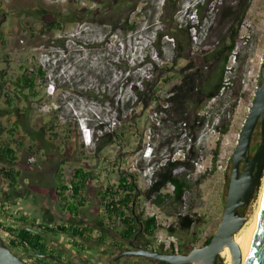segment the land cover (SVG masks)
<instances>
[{
    "label": "rangeland",
    "instance_id": "rangeland-1",
    "mask_svg": "<svg viewBox=\"0 0 264 264\" xmlns=\"http://www.w3.org/2000/svg\"><path fill=\"white\" fill-rule=\"evenodd\" d=\"M18 1L21 2L0 0V39L3 38L7 45L0 48V55L3 57L0 63L4 69L10 71H7L5 76L7 79L4 78L11 80V76L24 72L25 69L34 70L39 75L40 67L45 72L44 77L38 76L39 95L32 97L30 91L25 90L28 98H24L21 107V111L26 112V116L20 113L22 130L24 134L31 133L35 139L34 145L25 144L17 149L20 152L18 166L21 167L22 176L29 174V171H32L30 174L33 175L38 165L52 170L60 168L63 161H66L63 164L64 178L69 176L70 169L79 166L91 170L96 176L88 184L85 193L86 204L79 216L68 214L60 208L57 204L60 198L56 193L59 190L57 187V190L53 185L44 189L38 188L46 194L47 197L41 199L48 202L46 211L48 209L53 218H50L52 220L47 221V224L39 213L33 214V224L36 221L41 222L44 226L40 229H43L49 238L57 241L51 243L56 245L59 241L58 245L63 250L68 249L75 253L83 251L76 247L73 237L60 235L58 231H48L44 228L45 225L74 223L90 226L93 235H89L92 241H88V245L99 249L98 247L104 245L100 241L117 240L124 230L122 222L118 219L106 218L102 221V217L105 218L100 200L103 185L118 182L123 174L134 173L138 189L143 190L146 182L144 175L149 173L154 162L166 153L164 148L157 150L163 145L167 148L174 147L173 159H183L188 156L189 150L194 148L197 158L192 161L194 169L189 177L195 180L206 170L212 169L213 153L219 143L216 169L198 187L186 191L183 205L180 207L182 213L189 212L198 218L196 223L189 230L178 229L172 237L167 226L175 224L176 216L166 214L162 210L157 218L159 227L154 235H141L138 241L168 249L170 252L173 246L170 245L171 240L177 241L179 252L202 245L204 239L214 233L220 222L232 154L256 90L261 84L264 0H253L250 6L237 45L227 64L224 88L216 98L206 104L203 110L206 120L195 143L190 142L183 133L172 139L171 144L165 145L166 136L170 132L167 124L160 122V114L148 109L138 124L126 130L121 144L110 145L101 152L96 151V145L102 133L123 123L118 120L117 112L118 109H124L126 100L132 97L130 84L139 82L152 72L149 61L157 66L163 62H172V38L166 35L157 37V32L164 31L166 24L162 18L164 0H146L141 3L131 15V20L137 21L136 29L133 30H126L123 20H119L122 7L111 5L107 13L99 11L98 8L105 0ZM142 5L146 6V14L138 16L136 12ZM213 6L214 2L205 6L203 13L206 18L203 22L197 20L194 11H191L186 3L176 11L180 32L183 36H192L194 51L213 48L223 32V28L218 25L211 26ZM74 13L77 15H73ZM167 13H170L169 10ZM56 18L59 23L54 25L56 28H51L49 23ZM188 24H196L197 27L187 30ZM160 52L162 57L159 56ZM184 63L181 59L173 66L178 68ZM152 73L156 75L159 71ZM51 84L53 91L48 92ZM13 86L7 85L5 89L15 90ZM132 104L133 102L130 103ZM135 108L138 113L141 112L140 106ZM224 121H229V131L221 135L219 130ZM255 130L257 135L252 140L251 156L260 141V123ZM88 132L91 135V143L85 142ZM150 150L152 154L147 156ZM67 152H70L69 156L66 155ZM44 154L48 155V158L44 157ZM243 166L244 164L242 168ZM183 171L186 169L180 167L176 172ZM263 177L264 171L255 195L245 207L247 221L256 212L263 188ZM130 178L133 179V176ZM19 192L17 193L23 196L26 189L22 187ZM27 198L25 197L22 203ZM35 199L37 201V198ZM28 200L31 201V198ZM142 208L144 206L140 202L137 207L138 218L146 219L147 215L141 211ZM17 219L18 222H13V227L24 224L20 218ZM36 228H39L38 224ZM98 230L106 231V235L98 237ZM0 234L10 245L13 236L1 227ZM15 251L20 253L19 250ZM111 253L112 251L108 250L107 256ZM96 262L102 264L104 261L101 258ZM226 262L225 257L220 255L219 264ZM133 264L147 262L144 258H138Z\"/></svg>",
    "mask_w": 264,
    "mask_h": 264
},
{
    "label": "trees",
    "instance_id": "trees-1",
    "mask_svg": "<svg viewBox=\"0 0 264 264\" xmlns=\"http://www.w3.org/2000/svg\"><path fill=\"white\" fill-rule=\"evenodd\" d=\"M145 1L105 0L104 4L98 9L103 13H107L111 5L122 7V14L119 20H123V27L126 30H133L136 29L137 21L131 20V15ZM213 2L212 10L214 16L211 19V26L216 24L218 27L223 28V32L213 48L200 52L194 51L192 36L188 35L186 37L180 32L181 27L176 11L180 10L181 6L186 3L188 8L194 11L197 20L203 22L206 18V14L203 13L204 8L208 3ZM252 2L253 0H164L162 18L166 24L164 31L159 30L157 32V37L161 38L166 35L172 38L174 43L172 62L171 64L163 62L157 66L156 63L149 61L152 66L151 71L155 72L158 70L159 73L153 75L150 72L147 77L139 82L134 81L130 84L132 97L126 100L125 108L118 109L117 112L118 120L123 121V123L121 126L102 133L96 145V151L101 152L110 145L121 144V140L126 135V130H130L135 124H138L148 109L160 114V122L167 124L170 132L166 136L165 145L171 144L172 139L174 140L183 133L186 134L190 142L195 143L206 120V116L203 113L206 104L216 98L222 88H224L227 64L237 45L240 30ZM168 10L170 13H167ZM146 11V6L142 5L136 15H145ZM73 15H77V13ZM57 23H59V19L56 18L55 21H51L49 24L51 28H56L54 25ZM106 23L110 24V22ZM191 27L196 28L197 25L188 24L187 30ZM159 56L162 57L161 52ZM234 57L236 59V55ZM181 59L185 61L182 66L178 68L173 66ZM7 71V69H3L0 72V87L5 89L7 85H14V89L18 88L20 93L18 95L15 94V90L8 91L5 89L8 104L16 101L17 97L19 100L25 101L24 98L27 97L25 90H29L32 97L39 95L37 90L38 76H45V72L40 67L38 69L39 75L34 70L25 69L19 75L9 76L11 80L8 81L5 80ZM131 102H133L132 105H130ZM135 106H140L141 112L138 113ZM229 126V121L222 122L219 130L220 134H226L229 131ZM21 144L20 146H22ZM163 148L166 153H163V156L154 162L153 181L149 187L143 190L138 189L135 183L136 176L131 173L120 176L117 186L114 187L109 182L107 185H103L102 190H100L101 207L105 215V218L102 217V221L106 218L120 220L124 227V237L128 239L135 237L138 233L139 237L141 235L151 237L159 227L155 216L146 217V219L138 218L137 207L140 202L145 200L151 201L166 214L176 216L175 224L167 226L170 235H174L178 229H191L198 220L189 212L182 213L180 207L183 205L186 191L193 187H198L216 169L219 143L213 153L212 169L206 170L195 180L189 177L194 169L192 161L197 158L194 148H191L188 156H184L183 159L172 158L174 147L168 146L167 148L163 145L157 150ZM68 150L70 151L71 149L69 148ZM17 151L8 144L0 146V155L4 156L7 163L10 164L9 168H0V177L8 179L10 181L9 186L14 185L18 181L20 174L19 171L13 169V166L18 163ZM69 153L67 152L66 155L69 156ZM65 163L66 161H63L62 166L57 169L59 178L65 176V165H63ZM180 167L185 168L186 171L176 172ZM69 176H71L69 182L71 183L72 193L67 192L69 187L65 183L66 178H61V183L57 187L59 190L56 191L57 195L60 196L58 202L63 211L73 216H79L87 200L85 188L96 176L94 172L83 166L70 169ZM131 176H133V179L130 178ZM169 185L173 186L172 190ZM3 210L4 208L0 207V215H2ZM20 220L27 224L25 216H21ZM29 225L37 227V224ZM43 226V224H38L39 228ZM0 227L13 236L10 246L14 250L26 248L43 253L49 250L47 249L48 246L43 242L42 235L28 230L25 226L10 227L5 226L0 221ZM44 228L51 232L58 231L83 237L88 236L86 232L92 233L90 226L74 223L57 224L55 226L45 225ZM211 238L212 234L204 239L203 244L208 243ZM75 244L80 249H84L87 246L77 240ZM172 252H174L173 249ZM38 261L46 260L40 258Z\"/></svg>",
    "mask_w": 264,
    "mask_h": 264
},
{
    "label": "water",
    "instance_id": "water-1",
    "mask_svg": "<svg viewBox=\"0 0 264 264\" xmlns=\"http://www.w3.org/2000/svg\"><path fill=\"white\" fill-rule=\"evenodd\" d=\"M262 65H264V56ZM260 123L261 136L254 154L251 144L256 126ZM244 164L243 168L242 165ZM264 171V75L254 95L251 109L238 137L232 154L228 187L222 216L211 240L183 252L156 251L137 248L133 254L153 257L170 264H219L221 251L227 246L233 256L234 264H264V189L256 219L253 236L248 242V250L242 259V249L235 241V235L247 221L245 207L249 205L260 185ZM34 233L41 231L33 226H25ZM33 256L50 259L57 264H67L51 253L33 252ZM0 264H30L17 253L0 234Z\"/></svg>",
    "mask_w": 264,
    "mask_h": 264
},
{
    "label": "crops",
    "instance_id": "crops-1",
    "mask_svg": "<svg viewBox=\"0 0 264 264\" xmlns=\"http://www.w3.org/2000/svg\"><path fill=\"white\" fill-rule=\"evenodd\" d=\"M20 3H22V0ZM5 43L6 41L4 42V39L1 38L0 48L6 47L7 45H5ZM0 57L1 62L3 57L1 55ZM1 65L2 64L0 63V72L4 69V67H2ZM8 72L10 73V71ZM19 73L20 72L15 74V76L19 75ZM5 92L6 90L0 87V146L8 144L10 147H14L17 150V148L20 147L21 143L22 147L25 144L31 146L34 145V136L31 133L24 134L20 123L22 116L20 113H23L21 111V107H23L24 101L19 100V98L17 97L16 101L8 104L6 101ZM15 94L20 95L18 88H15ZM23 115L26 116V112H24ZM11 129L12 131H10ZM25 136H27L26 139ZM47 139H50V137H47ZM19 153L20 152L17 151L16 154L18 161L20 159ZM44 157L48 158V155L44 154ZM18 164L19 163L13 166V169L15 171L20 172L18 181L14 185L8 186L7 189L0 190V207H3L5 210L2 212V215H0V221H3L4 225L7 224L8 226H12L14 225L13 222H18L17 218L25 216L27 224L24 223L23 225H15L18 227L31 226L29 224H33L34 222L33 214L39 213L44 218L43 222H49V220H52L50 218L53 217L51 216L52 214L48 212V209L46 211L48 202L41 199L47 196L43 191L40 192L38 188L44 189L46 188V186L51 187L53 185V187L57 190L56 187H58V185L61 183V178H63L64 176H61V178H59L57 171L54 172L52 168H48L44 165L36 166L33 175L30 174L32 171H29V174L22 176L21 167H19ZM2 167L9 168L10 164L7 163L4 156L0 155V168ZM57 169L58 167L56 168V170ZM22 187L26 189V193L23 196L31 198V201L27 198V200L22 203L25 197H23L22 194L17 193ZM32 197H34V199H32ZM35 198H37V201H35ZM57 204L59 205L58 202ZM35 224H41V222L36 221Z\"/></svg>",
    "mask_w": 264,
    "mask_h": 264
},
{
    "label": "flooded vegetation",
    "instance_id": "flooded-vegetation-1",
    "mask_svg": "<svg viewBox=\"0 0 264 264\" xmlns=\"http://www.w3.org/2000/svg\"><path fill=\"white\" fill-rule=\"evenodd\" d=\"M264 75V65L261 66V82L263 79ZM256 131V130H255ZM256 132L253 137H255ZM54 171H57L56 168ZM88 189V186L85 188V193L86 190ZM43 237V242L48 246L47 249L48 252L46 253H51L59 258H62L64 262L67 264H97L96 261L99 259L103 258L102 264H133V261L138 259V258H144L147 264H161V263H167L170 264L166 261H162L160 259H156L153 257H147V256H140L137 254H133L132 251L136 250L137 248H146V249H152L156 251H168V249L161 248L159 246H151L150 244H147L145 242L139 243V233L133 237V238H126L124 237V230L120 233V236L117 237V240L111 239L110 241H100L104 245L102 247H98L99 249H96V247H90L88 245V241H92L89 238V235H93V233L86 232L88 236L83 237V236H74L69 233H62L59 232L60 235L66 234L71 237H73V241L75 242L76 240L79 242H83L85 245L84 249H82V252L75 253L72 251H69L68 249L63 250L58 244L60 242L58 241V244H54L51 242H57L56 240H53L52 238H49L48 235H46L45 231L43 229L38 228ZM106 232V231H105ZM103 232L102 230H98L96 233H98V237L105 236L106 233ZM95 235V234H94ZM85 236V235H84ZM52 239V240H51ZM105 240V239H104ZM62 244V243H61ZM77 247V246H76ZM81 251V249H79ZM108 250H111L112 253L108 255ZM23 258L29 262L30 264H57L50 259H45L46 261L39 262L38 259L39 257H35L32 255L35 250L32 249H21L19 250ZM88 253V255L86 253ZM170 252V251H168ZM172 252V251H171ZM75 253V254H74ZM34 259V260H33ZM43 259V258H41ZM32 261V262H31Z\"/></svg>",
    "mask_w": 264,
    "mask_h": 264
},
{
    "label": "built area",
    "instance_id": "built-area-1",
    "mask_svg": "<svg viewBox=\"0 0 264 264\" xmlns=\"http://www.w3.org/2000/svg\"><path fill=\"white\" fill-rule=\"evenodd\" d=\"M53 91V85H49L48 87V92H52ZM83 128V127H82ZM86 143H91V135H90V132H88V135H87V140H85ZM152 154V150L148 151V154L147 156H151ZM197 163V162H195ZM152 175H153V168L151 170H149V173H147L146 175H144L146 177V182H145V186H144V189L149 187L151 184H152ZM71 180V176H68L66 178V181L65 183L68 185V190L67 192L68 193H72V189H71V183L69 182ZM9 180L4 178V177H0V190H4V189H7L8 186H9ZM112 185L117 186L118 185V182H112L111 183ZM170 189L172 190L173 189V186L172 185H169ZM142 205L144 206V208H142V212L145 213L147 215V217H152V216H155L156 218H158V215L160 214V212H162V210L160 209V207H158L157 205L151 203V201L149 200H145L142 202ZM173 237V235H172ZM173 245L172 249L174 252H179V246H178V243L177 241L175 240H171V243L170 245Z\"/></svg>",
    "mask_w": 264,
    "mask_h": 264
},
{
    "label": "bare ground",
    "instance_id": "bare-ground-1",
    "mask_svg": "<svg viewBox=\"0 0 264 264\" xmlns=\"http://www.w3.org/2000/svg\"><path fill=\"white\" fill-rule=\"evenodd\" d=\"M263 189H264V179H263L262 191ZM261 198H262V192H261L260 200H259L254 216L250 220H248L246 224L243 227H241L240 230L235 235V241L238 244V246L242 249V259H244L247 254L248 242L253 236L254 231H255L256 219H257V215H258V211H259V207L261 203ZM220 254L223 257H225V260H227L226 264H234L232 253L227 246L221 251Z\"/></svg>",
    "mask_w": 264,
    "mask_h": 264
},
{
    "label": "clouds",
    "instance_id": "clouds-1",
    "mask_svg": "<svg viewBox=\"0 0 264 264\" xmlns=\"http://www.w3.org/2000/svg\"><path fill=\"white\" fill-rule=\"evenodd\" d=\"M82 127V126H81Z\"/></svg>",
    "mask_w": 264,
    "mask_h": 264
}]
</instances>
